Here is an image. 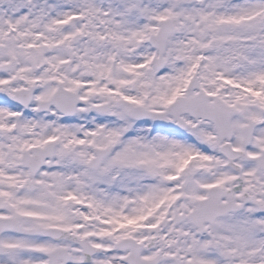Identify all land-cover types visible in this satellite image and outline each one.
<instances>
[{"label":"snow or ice","instance_id":"1","mask_svg":"<svg viewBox=\"0 0 264 264\" xmlns=\"http://www.w3.org/2000/svg\"><path fill=\"white\" fill-rule=\"evenodd\" d=\"M0 264H264V0H0Z\"/></svg>","mask_w":264,"mask_h":264}]
</instances>
